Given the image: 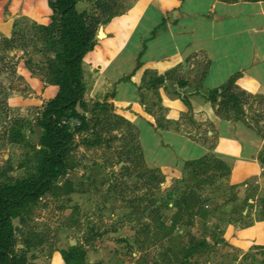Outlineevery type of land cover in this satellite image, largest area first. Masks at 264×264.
I'll use <instances>...</instances> for the list:
<instances>
[{
    "label": "rangeland",
    "instance_id": "1",
    "mask_svg": "<svg viewBox=\"0 0 264 264\" xmlns=\"http://www.w3.org/2000/svg\"><path fill=\"white\" fill-rule=\"evenodd\" d=\"M88 1L90 16L99 21L95 46L103 39L98 36L102 22L134 0H105L111 14H101L95 0ZM33 24L24 16L15 18L10 37L0 40V70L7 74L0 79V174L6 171L12 181L30 178L37 164L35 152L41 148L36 119L46 101L41 105L25 101L32 89L16 73L21 51L26 68L44 75L46 62L34 64L29 56L42 47ZM9 49L17 54L8 56ZM195 61L200 73L205 59L199 55ZM146 71L141 87H157L158 77ZM83 82L85 91L77 110L86 120L80 131L78 122H73L69 154L73 168L29 205L30 210L19 212L24 224L19 218L12 220L17 229L14 250H25L32 264H51L52 259V264H61L60 251L72 247L78 248L72 264H264V249L257 248L264 246L241 243L244 235L239 233L264 221V95L236 86L237 93H243L242 101L236 110L228 106L225 113V119L242 123L263 140L259 173L243 178L231 176L229 166L227 171L217 169L208 159L204 168L192 161L179 169L153 167L144 157L134 126L117 114L107 96H91L84 78ZM18 94L23 99L15 98ZM183 102L185 108L176 118L161 98L141 94L140 100L148 113L165 123L162 126L191 138L201 133L197 139H205L204 131L211 126L200 113L192 112L189 102ZM199 127L202 132H197ZM14 128L18 135L11 132ZM148 141H143L147 156ZM191 194L196 199L186 208L184 198ZM23 239L32 242L29 249Z\"/></svg>",
    "mask_w": 264,
    "mask_h": 264
},
{
    "label": "crops",
    "instance_id": "2",
    "mask_svg": "<svg viewBox=\"0 0 264 264\" xmlns=\"http://www.w3.org/2000/svg\"><path fill=\"white\" fill-rule=\"evenodd\" d=\"M90 9L88 0L76 4L78 13L92 15ZM23 16L39 25L50 23L45 0H0V40L10 37L13 20ZM101 29L103 39L83 58V78L91 96H107L117 114L134 126L147 162L158 169H179L186 161L211 154L230 167L231 176L250 178L259 173L262 138L240 122L221 120L204 95L237 75L236 86L264 95V0H134L102 22ZM6 53L17 54L14 49ZM21 54L16 73L32 89L24 99L41 105L56 95L58 87L32 74ZM199 55L205 59L200 73L195 61ZM29 56L34 64L45 62L40 52L31 51ZM146 70L162 83L141 87ZM6 77L0 70V79ZM141 94L161 98L176 118L185 108L183 101L189 102L192 112L211 126L204 131L205 139H197L201 133L191 138L162 126L165 123L140 103ZM15 98L23 99L20 94ZM144 139L149 140L148 156ZM239 233L244 235L241 243L264 246V221Z\"/></svg>",
    "mask_w": 264,
    "mask_h": 264
},
{
    "label": "trees",
    "instance_id": "3",
    "mask_svg": "<svg viewBox=\"0 0 264 264\" xmlns=\"http://www.w3.org/2000/svg\"><path fill=\"white\" fill-rule=\"evenodd\" d=\"M78 1L48 0L52 12L50 23L46 26L32 25L42 45L37 51L46 58L43 81L57 86L58 91L52 99L46 101L40 116L36 119V125L41 129L39 139L41 148L35 152L37 162L35 172L30 178L18 181H12L6 171L3 175L0 174V264H32L28 262L25 250H14L16 243L14 235L17 229L13 226L12 220L19 218L20 223L24 224L19 212L30 210L29 205L36 203L53 182L73 168L69 158L74 134L72 127L78 122L77 130L85 128L86 118L77 110L85 91L82 61L94 47L95 30L99 21L94 16L78 13L76 10ZM94 3L101 14H111V7L105 0H95ZM237 77L238 75L233 76L218 89L208 91L207 102L212 105L215 115L221 120L228 121L225 119L228 106L231 105L236 110L237 103L242 101L243 93L239 95L235 85ZM154 81V85L159 86L162 78ZM11 132L15 135L20 133L15 128ZM206 159L217 169L229 170L224 162L211 154L192 162L204 168ZM184 164L190 165L191 161ZM121 169L127 170L126 167ZM193 199L196 198L192 197V194L184 198L186 208L194 204ZM22 242L27 249L32 246L30 239H23ZM77 252V247H72L69 252L60 251L64 264H72Z\"/></svg>",
    "mask_w": 264,
    "mask_h": 264
},
{
    "label": "water",
    "instance_id": "4",
    "mask_svg": "<svg viewBox=\"0 0 264 264\" xmlns=\"http://www.w3.org/2000/svg\"><path fill=\"white\" fill-rule=\"evenodd\" d=\"M98 36H102L103 37V32L101 31V29L99 30V32H98Z\"/></svg>",
    "mask_w": 264,
    "mask_h": 264
}]
</instances>
